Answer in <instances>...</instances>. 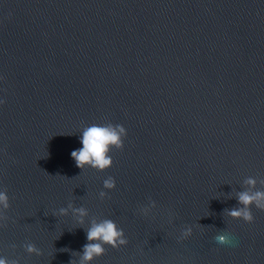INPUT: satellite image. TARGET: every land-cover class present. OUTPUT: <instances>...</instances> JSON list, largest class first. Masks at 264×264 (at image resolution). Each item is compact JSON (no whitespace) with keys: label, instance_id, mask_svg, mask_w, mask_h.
Listing matches in <instances>:
<instances>
[{"label":"water","instance_id":"1","mask_svg":"<svg viewBox=\"0 0 264 264\" xmlns=\"http://www.w3.org/2000/svg\"><path fill=\"white\" fill-rule=\"evenodd\" d=\"M92 124L126 130L105 171L70 156ZM242 192L264 193V0H0L7 264H86L105 220L125 243L90 264H264Z\"/></svg>","mask_w":264,"mask_h":264},{"label":"clouds","instance_id":"2","mask_svg":"<svg viewBox=\"0 0 264 264\" xmlns=\"http://www.w3.org/2000/svg\"><path fill=\"white\" fill-rule=\"evenodd\" d=\"M126 137V130L121 125H104L92 124L83 128L79 143L80 148L74 149L70 156L75 162L76 166L80 169L91 167L99 171H105L112 165L111 151L113 148L122 149L123 139ZM254 181H249V184H254ZM105 186L109 189L113 188L114 182H106ZM239 203L243 205L240 209H233L229 215L233 219L242 218L246 223L253 222V216L249 211L252 204L257 208L264 210V193L256 192L249 194L247 192L240 193ZM0 204L7 206V197L5 194L0 193ZM79 214L83 216L85 213L80 210ZM83 221H80L82 223ZM122 231L116 228V225L111 220H105L101 223L94 224L87 231V243L83 249L82 259L86 264L97 256L103 253V244L115 246L117 243L124 244L125 241L121 238ZM227 236L218 238V243H228ZM33 251V249H29ZM0 264H7V261L0 258Z\"/></svg>","mask_w":264,"mask_h":264}]
</instances>
